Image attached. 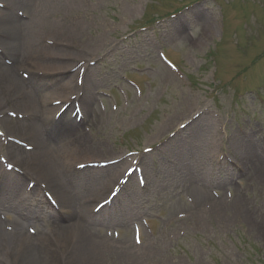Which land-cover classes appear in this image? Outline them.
Wrapping results in <instances>:
<instances>
[{
  "label": "rangeland",
  "instance_id": "1",
  "mask_svg": "<svg viewBox=\"0 0 264 264\" xmlns=\"http://www.w3.org/2000/svg\"><path fill=\"white\" fill-rule=\"evenodd\" d=\"M28 1L30 9L10 13L25 23L29 57L43 64L28 59L21 66L3 52L0 63L14 64V75L50 108L42 116L50 145L68 138L57 139L59 124L51 118L57 122L72 105V117L61 118L72 123L66 133L74 137L68 146L77 158L69 164L75 174H69L73 194L66 204L43 176L13 157L14 147L24 156L35 150L31 138L9 130L32 114L16 104L23 99L18 90L0 82V216L8 227L2 225L1 236L14 234L9 222H18L35 230L24 232L38 246L15 253L7 247L0 264L29 262L33 252L39 264H82L79 242L92 235L110 240L92 247L98 264H264V0ZM36 22L42 28L33 33L28 26ZM47 23L69 31L81 24L77 45L52 40ZM88 42L91 55L80 53ZM64 53L75 56L67 57L70 69L44 66ZM71 74L79 89L55 93ZM87 75L93 110L83 112ZM179 149L186 159L180 163ZM112 168L118 172L107 180ZM193 192L219 201V214L209 216L207 199L195 214ZM80 218L75 228H86L78 238L41 244Z\"/></svg>",
  "mask_w": 264,
  "mask_h": 264
},
{
  "label": "bare ground",
  "instance_id": "2",
  "mask_svg": "<svg viewBox=\"0 0 264 264\" xmlns=\"http://www.w3.org/2000/svg\"><path fill=\"white\" fill-rule=\"evenodd\" d=\"M1 3H3L2 8H5V10L0 9V48L3 50L1 51L0 55L3 52V55L10 56L13 58V60L15 59V61L17 60L16 63L21 66L25 62H28V59L31 60V65L33 64L42 65L43 62L41 61L40 58H38V56L35 57V59L29 57L32 53L33 48L30 42H26L24 39H22V34L25 30V23L21 21V19L16 18L10 13L11 10L13 9L18 10L17 7H25V8L29 7L30 9L31 4L29 3L28 0H14L12 1L10 5L9 4L7 5L4 2H1ZM41 22H38V23L36 22L34 23V25L28 26V27L32 29L33 33H35L36 29L42 28L40 25ZM44 28H46V33L49 34V37H51L52 40L56 39L58 41H64L63 43L65 44L77 45L76 43L79 38V35L81 32L80 30L82 29V26L81 24L76 23L74 25V28H76V30L74 29V31H69L68 28L65 27L64 25H55V23H51L49 25V23H47L46 26H44ZM212 29H213L212 26L206 25V30L208 32H211ZM40 48L42 50H45L41 45H40ZM93 48H94V45L88 42L86 44L85 50L80 53L91 55ZM23 52L27 53L26 59L25 57L21 58V54ZM78 54L79 53L77 52L76 56ZM67 57L74 58L75 56L69 53H64L62 60L59 63H52V65L44 64V66L47 68L51 66L54 70H59L63 72L64 70H67L69 68L68 66L70 65L69 64L70 58L67 59ZM38 60H40V63L37 62ZM13 65L14 64L10 65V64H5L3 62L0 63V82L6 85L4 86V89L8 91L18 90V93L23 97V99L16 104L21 105L22 108L24 109H29L32 115H31V119L28 121L14 124V126H11L9 124V130H11L12 132L14 131V132H18L20 134H24L28 136L34 141V144L36 146L34 152L32 154H29L28 156L22 155L19 149L14 147L15 151L12 153L14 155L13 157L17 158L21 164L27 165L31 169V170L29 169L30 170L29 172L33 173L32 171H37V174L43 176L48 181L49 187H51V189L55 191L56 195L59 196V199H61V201H63L64 203L69 204L72 202L71 195L73 193L71 192L69 188L68 179H69V174L70 175L75 174V171L70 169L69 164L71 161H74L77 158V150L72 149L71 147L68 146V144L70 143L71 140L74 139V137L69 136L68 133H66L67 132L66 129H67V126H70L72 123H69L68 120L61 118V116L67 115L68 117L69 109L72 105L70 104L69 107L64 111V113L61 114L57 122H55V117L51 118V120L53 121V125L54 123L59 124L56 126L57 139L59 136H63V135L67 136L68 138L66 139V141L63 139L64 141H61V142L57 141L55 142L56 143L55 145L54 144L50 145L49 137L46 136L45 130L43 128L45 124L43 123L42 116L45 114H48V112L51 110L48 106L47 108H44L45 105L40 100L36 99V93H34V91L31 88H28L25 85V82L21 80L22 78H19L18 76L14 75ZM19 69L20 68H18L17 70L18 74H19ZM70 76L71 77L68 78L65 81V83H62L57 87H53L52 90H54L55 93L57 94H61V93L67 92V90L71 91L74 89L76 91V89H79V88L74 87L72 84V79L74 75L71 74ZM87 77L88 75L85 76V79L82 82V87L80 88V90H82L83 94L85 95L83 99L82 98L80 99V106H79L81 107L83 112H89L90 110H93V109H90L88 106L89 101L91 100V97H92L91 92L93 88V78H89V77L87 78ZM1 95L2 93L0 94V97ZM33 95L35 97H33ZM13 104L15 105V103ZM56 109L57 108H55V110ZM69 117H72V116L69 114ZM101 120L99 121L97 119L96 123L93 122L94 125L97 126L101 122ZM176 120L177 119H174L172 121V124H174ZM7 121H9L8 118L5 119L6 123H8ZM194 123H196V120L192 119V121L189 122L186 128L188 129L189 127L194 125ZM179 134H181L180 130H179ZM176 139H178V137ZM182 152L184 154L183 150H180L178 152V155L176 156L175 161H179V163L186 161L183 155H180L182 154ZM91 154H94V153H91ZM174 166L177 167L176 165ZM118 169L112 168L106 175V179L111 180L112 176L116 172H118ZM146 172L148 174L149 171H146ZM175 172L182 173V171L179 169H176ZM188 173L186 174L183 173L186 176L187 180L192 177V175L188 176ZM18 178L21 179L20 177ZM147 178H148V175H147ZM102 193L103 191L101 192V194ZM193 193L195 194L196 204H197L196 208L194 209L195 214L198 213V207L201 204L200 200L201 202H203V200L205 199H207L206 200L207 203L209 204L210 202V205H211L210 213L208 212L209 216L213 217L219 214L221 210V204L219 203V201L208 200L209 198L207 195L202 196L200 195L199 192H193ZM83 216H82V219H83ZM82 219L80 218V221H73L72 223L69 222L66 225L60 226L58 230L59 234L56 236L58 237L57 239H52L49 237V238L42 240L41 244L46 243L43 246L54 245L55 243L63 244L61 241L66 240V239L68 240V237L75 236V238H78L79 235L83 232V229L86 228V226L84 228H81L80 224L77 228H75L78 225V223L82 221ZM4 222L5 220L2 217H0V238H1L0 257L4 256V251L7 250L8 248H13L14 251L12 250L11 251L15 253V251L21 247L29 246L33 249L34 246H36L34 244L35 241H33V239L35 238L26 235L24 232L25 228L26 230L27 229L29 230V227H27V225L25 224H21L18 222L12 223L9 226V228L14 230L15 233L7 234L5 232V234L2 236L3 237L7 236V240L3 241V237L1 236V233H3L2 225L4 226ZM4 227H7V226L5 225ZM76 229H80V231H76ZM91 239L92 240H89V242H84L82 240H80L79 242V245H80V248L78 251L79 254H77L76 258L82 264H98V256L94 255L96 249L99 250L100 245H103L102 244L103 242H106V241L110 242L108 238L104 239L98 235L97 236L92 235ZM93 246H95L96 249L92 251ZM3 259L5 260L6 257H3ZM39 259L40 258H39L38 253L33 252L32 257L30 258L29 262H27L26 260H23L22 262H20V264H39L38 263Z\"/></svg>",
  "mask_w": 264,
  "mask_h": 264
},
{
  "label": "snow or ice",
  "instance_id": "3",
  "mask_svg": "<svg viewBox=\"0 0 264 264\" xmlns=\"http://www.w3.org/2000/svg\"><path fill=\"white\" fill-rule=\"evenodd\" d=\"M9 167H11V165H9ZM133 171H135V169H132V168H129V169H128V172H129V173H131V172H133Z\"/></svg>",
  "mask_w": 264,
  "mask_h": 264
}]
</instances>
